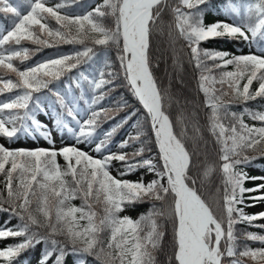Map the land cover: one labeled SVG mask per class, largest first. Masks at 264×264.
I'll use <instances>...</instances> for the list:
<instances>
[{"label": "snow or ice", "instance_id": "obj_1", "mask_svg": "<svg viewBox=\"0 0 264 264\" xmlns=\"http://www.w3.org/2000/svg\"><path fill=\"white\" fill-rule=\"evenodd\" d=\"M208 2L177 0L170 5L169 0H102L91 11H68L73 5L84 6L80 0H24L17 7L9 0H0V12L15 18L10 28L0 26V94L16 93L0 102V138L12 141L23 131L54 144L52 130L36 118V112L44 109L40 98H34L35 93L49 89L59 106V111L51 114L54 128L61 133L66 130L76 143L91 145L97 153L94 157L76 146L29 150L0 144V213L6 214L0 225V242L20 238L0 247V264H18L21 255L37 245L50 246L45 247L37 264H48L53 256L52 264H64L69 252L79 264H88L87 257H94L99 264H157L156 253L165 235L159 218L173 223L175 264H243V258L264 264V235L247 230L238 234L236 228L244 224L264 229V223L255 224L264 221V211L248 214L244 210L264 203V182L245 187L250 180L264 181V176H249L244 171L264 157V111L248 107L232 110L238 103L264 100V0H222L227 19L205 24L206 8L201 6ZM165 9H170L173 17L169 35L174 28L186 42L190 61L199 71L198 89L209 109L207 130L219 147L223 196L222 204L216 202L217 211L196 187L197 180L203 184L215 166H206L202 179L194 175L196 152L187 147L189 140L200 138L201 129L193 123L196 135L189 136L183 115L174 125L166 110L171 96L161 90L152 71L150 36ZM106 18L112 19V26L105 23ZM224 37L258 45L261 54L235 55L201 47L211 39ZM24 41L48 47L55 43L80 44L83 49L21 69L14 61L23 63L31 55L29 48L21 46ZM90 45L116 47L126 86L150 122L158 159L144 156L145 141L141 137L147 134L142 128L118 146L125 149L129 141L140 142L141 147L131 153L112 152L109 147L119 125L104 132L102 139L97 134L102 117H111L106 115L109 109L97 110L95 106L102 104L119 77L118 72L110 70L107 52L103 67L96 69L95 75L81 72L74 81L79 95H74L72 83L66 85L64 93L49 88L97 55ZM7 74H14L16 79H6ZM81 81L91 91L90 100L85 98ZM81 101L87 105L83 115L78 108ZM127 106L125 102L119 107ZM245 117L253 123L245 122ZM176 125L181 126L180 132L174 130ZM114 161L121 166L117 176L112 175ZM141 169L156 178L148 182L143 178L123 179ZM146 198L170 199L171 203L163 209L153 205L135 220L121 216L127 205ZM76 200L81 202L79 206L73 203ZM12 220L17 223L8 227ZM248 241L261 246L252 248Z\"/></svg>", "mask_w": 264, "mask_h": 264}, {"label": "trees", "instance_id": "obj_2", "mask_svg": "<svg viewBox=\"0 0 264 264\" xmlns=\"http://www.w3.org/2000/svg\"><path fill=\"white\" fill-rule=\"evenodd\" d=\"M13 6H21L24 4V0H9ZM52 3L55 2V0H51ZM239 2V0H237ZM102 3V0H80V5H83L84 7L81 8L79 5H73L71 9H68V11H91L93 8L96 7V5ZM177 3V0H169L170 5H175ZM222 6V0H209L207 5H202L201 7L206 8L205 15H204V22L205 24H212L216 21H222L220 20H214L213 16L221 14V8ZM26 14V8L23 9ZM15 19L11 13H2L0 12V26H3L5 29H8L11 27V23ZM52 25H55V22H51ZM105 23L108 26H112V19L106 18ZM173 23V17L171 14L170 9H165V11L162 13L161 21H158L156 28L153 29L152 34L150 36V47H149V56L151 61L152 70L154 72L155 78L157 80V83L161 90H166L170 96H173L174 90H179L180 87H178V84L175 81H172L171 83H168L165 79V71L167 69L168 63L166 60L157 59V51L159 48V40L161 39V36H159V29L158 26L162 25L164 26V29H168L169 24ZM172 34L174 35V41L177 46L172 47L173 55L175 57V60L179 66V69L183 71L184 74H186L187 80H188V86L189 88L194 92L193 97L196 99L197 103L196 106H194V111L199 117L198 125L201 129V137L206 141L207 146L205 149V154L201 157L202 162H204L207 158V161L204 163V168L206 166H215V171L211 174L210 179L214 180L212 185L210 187H203L199 180H197L196 187H199L200 189H205L207 192H209V196L213 199H218L222 204V196H223V187H222V177L220 173V163L219 160V147L215 143V139L209 134L207 130V113L209 112V109H207L204 106V96L198 89V79H199V71L195 68L194 63L190 61V49L187 47L186 42L181 39L178 35V33L173 28ZM22 47H27L31 50L30 57L23 61L21 63L19 60L14 61L16 66H18L21 69H24L28 66H33L41 61L48 60L50 58H57L62 55H75V53L79 50L83 49V45L80 44H69V43H55L53 46H40V45H34L31 42L24 41L22 42ZM93 46V45H90ZM95 48V51L97 53L96 56L93 57L92 60L87 61L85 63H82L78 68L73 69L71 72L66 73L60 81H55L53 84L49 86L50 89L59 91L61 93H64L66 91V85L69 83H72V87L74 89V95H79L80 90L75 89V83L74 81L76 79H79V74L81 72H84L85 74L89 75L90 77L95 75V70L98 68L103 67V60H104V53L107 52V58L111 62V69L112 71H116L119 73V77L115 80V86L111 91L107 93L106 98L100 105H96L95 107L97 110H99L100 107H104L109 109V112L106 114L108 117H111L109 119H104L102 117L100 126L97 128V134L100 136V138H103V133L107 130H110L112 127H117L116 132L111 138L109 147L112 152H128L131 153L141 147L140 142H132L129 141V147L125 149H120L118 146L121 141L128 140L129 136H134L136 133L142 128L144 132L147 134L146 136L141 137V141L146 140L147 143L149 141V147L146 148V152L144 153L145 157H152V155H155L158 157V153L156 151V145L155 142L152 140V133L150 131V123L147 120L146 113L141 108L139 102L136 100V98L131 94L129 89L126 86V81L123 78V72L120 69L119 66V60L117 58V49L116 47L109 46L107 49L102 48L101 46H93ZM202 48L207 49H214V50H220V51H227L230 54L235 55H247L250 54V51L248 49V45L245 42L235 41V40H229L227 37L224 38H215L211 39L205 43H202ZM211 63V62H209ZM178 70V69H177ZM231 70V68L229 69ZM0 73H3V70H0ZM178 74V73H177ZM218 74V71L217 73ZM5 78H11L13 80L16 79L14 74H7ZM82 87L85 92V98L89 99L91 98V91L87 86V83L84 81H81ZM219 87V86H217ZM253 89L257 87V84L253 83ZM15 91L12 93L5 92L3 94H0V102H3L7 100L10 97H13L15 95ZM40 98L41 107H48L52 109L59 110V106L57 103V97L52 94V91H49V89L42 90L40 93H35V97ZM189 95H184L182 97V103H188ZM127 103V107H119L120 105ZM79 108L86 109L87 105L84 104L82 101L78 105ZM248 107L251 110H260L264 111V100L257 99L256 101H250L247 104L244 103H238L232 106L233 111H242L243 108ZM185 108V107H184ZM183 109L185 112V117H188V114L193 109L191 107ZM167 113L170 116V119L174 122V125L179 118L178 112L176 109L175 104L170 101L167 106ZM39 113V111L36 112V115ZM135 113V114H133ZM126 117H130L127 120V123L121 124V121H123ZM133 121H137L136 130L133 132H128V128L131 125ZM245 122L251 124L253 121L249 120L247 117H245ZM197 123V122H195ZM258 123V122H257ZM176 132H180L181 126L176 125L175 129ZM188 134H190L189 130L186 129ZM24 134L23 131H21L18 134V138L21 137ZM148 137H151V139H148ZM18 138L13 139L10 142L16 141ZM144 138V139H143ZM9 141V140H8ZM98 142V141H97ZM192 144V141L189 140L187 142V145L190 147ZM146 145V143H145ZM51 148V147H50ZM50 148H44V149H50ZM11 149H16L15 147L11 146ZM150 150V154L148 153ZM193 147H190V151H193ZM251 154V153H250ZM97 156V154H96ZM59 159V158H58ZM194 162L196 163V157H193ZM60 163L63 164L62 159L60 160ZM254 161H257L260 164H264V157H260ZM198 162V160H197ZM201 162V161H200ZM118 170H121L120 163L117 161L113 162L112 167V175L117 176ZM204 170V169H203ZM245 171V168H244ZM193 174L195 175V169L193 170ZM129 176V175H128ZM128 176L123 177V179L129 180ZM250 176H252L250 174ZM0 180H3V177H0ZM256 184L254 181H248L245 185V187L252 188ZM3 188V184L0 183V189ZM217 189L220 191L218 192ZM74 204L77 206L80 205V201L76 200L73 201ZM170 199H166V201H158V200H149L145 199L143 202L135 203L127 205L125 210L121 213V216H129L133 220L138 219L142 214H146L153 205H155L157 208L163 209L170 204ZM6 218V214L0 213V225L3 224L4 220ZM159 223H161L164 226V232L165 235L163 237L162 243H161V250L156 253V262L157 264H164L165 260L167 259V245L169 244L170 253L169 254V264H175L174 260H172V254L174 252V233H173V223L172 221H165L163 218H159ZM17 223L16 220H12L11 224H8V227H13ZM264 223V221H256L255 224L259 225ZM237 232L240 231H250L257 234L264 235V229H261L259 227H249L244 224H238L236 226ZM20 238H9L6 241L0 242L2 243V247H4L6 244H14L17 242V240ZM58 239H61L58 237ZM240 243H244V241H240ZM252 248L260 247L261 245L258 242H247ZM45 245H37L34 249H30L23 253L21 257L19 258L18 264H33V261L43 254ZM71 246H69L70 248ZM169 251V250H168ZM55 259V256H53L52 260ZM52 260H49L48 264H52ZM168 260V259H167ZM88 264H99V261H96L94 257H87ZM64 264H79V260L76 256L72 255L71 252H69L65 258H64ZM243 264H253V261L248 258H243Z\"/></svg>", "mask_w": 264, "mask_h": 264}, {"label": "rangeland", "instance_id": "obj_3", "mask_svg": "<svg viewBox=\"0 0 264 264\" xmlns=\"http://www.w3.org/2000/svg\"><path fill=\"white\" fill-rule=\"evenodd\" d=\"M220 10H221V14L214 15L213 16L214 20H220V19L226 20L227 19V17L225 16V14L223 12L222 6H221ZM158 29H159V36H161V39L159 40L157 59L158 60L161 59L162 61L166 60L168 63L167 69L165 71L166 81L168 83L175 81L178 84V87H180L179 90L178 89L174 90L173 96L171 97V101L175 104L179 117H181V115H183V117H185L184 116L185 112L183 111V109L188 108V110H190L189 107H191L193 109L192 111H188L190 113L188 114L187 118L185 117L186 118L185 119V130L186 129L189 130V132H190L189 136H194V135H196V133L193 131L192 125L195 122H197V124H198L197 119L199 120V117L197 116V114L194 111V106H196V103H197L196 99L193 97L194 92L189 88L186 74H184L183 71H181L179 69V66L175 60L174 55H173L172 47L177 46L175 44V41H174V35L172 34L170 36L169 35L170 29L169 28L164 29V26H162V25L158 26ZM247 45L249 46L248 49L250 51V54H256V55L261 54L258 45H255V44H253V45L247 44ZM184 95H189L187 98L188 103H187V101H186V103H182V101H183L182 97ZM43 109H44V111H39V113L36 115V118L39 121H41L42 123L46 124L48 126V128L52 130V137L51 138L54 141V144H50L47 140H45L43 137H40L38 134H35L34 136H28L25 133L14 142H10L6 138H0V144L4 145L5 147H7L9 149H11V146H13L16 149H29V150L39 149V148H50V147L51 148L54 147L55 149L59 150L65 146H76V147L84 150L85 152L90 153L94 157H96L97 153H95L92 150L91 145H87V144H83V143H76V141L71 136V134L67 133L66 130H64V132L61 133L60 131H58L54 128L53 120L51 119V114L54 111H59V110L48 108V107H44ZM79 110L81 112V115H83V113L87 110V108L86 109L79 108ZM196 117H197V119H196ZM67 121L69 122L70 126L75 127V124H74V122L71 121V118H67ZM136 123H137V121H133L131 123V125L128 128V132H133L134 130H136V128H135ZM152 136H153V134H152ZM152 140L154 141V137H152ZM144 141L146 143V145H144V146L149 147V141H148V143L146 140H144ZM206 146H207V143L201 136L197 141H195V142L192 141V144L190 146V147H193V149L196 152L195 157H196L197 167L195 168V175L200 176L201 179H202V172L204 169V163L207 161V158H206V160L204 162H202L201 157L206 152L205 151ZM187 147L190 150V147L188 145H187ZM156 151L158 153L157 146H156ZM148 153L150 154V150ZM152 158H154V160L158 159V157L155 155H152ZM59 159L61 160L62 158H59ZM197 160H198V162H197ZM62 161H63V159H62ZM161 164H162V162H161ZM245 171L248 173L249 176H250V174L252 176H258V177L264 176V164H260L257 161H253L250 165L245 167ZM128 178L130 181H137V180L143 178V180L145 182H148L152 179H155L156 177L154 176V174L147 172V170L141 169L137 173L129 175ZM198 180L200 181V179H198ZM213 182H214V180H212V179H210V177H208L206 180H204V183L202 184V186L203 187H210ZM254 182H255V184H259V183L264 182V181L255 180ZM197 189H198V192L201 195V197L207 203H209L212 206L214 211H217L216 202L218 201V199H213L212 197H210L208 194L209 192H207L205 189H200L199 187H197ZM251 195H256V193H252ZM246 203L250 204L252 202L246 201ZM244 210L248 214H255V213L262 212V211H264V203H257L256 206H254V207H245ZM241 232H243V231L238 230V234ZM2 246H3L2 243H0V247H2ZM171 248H169V244H168L167 245V253H166L168 260L166 259L164 264H169L170 258H169L168 253H170ZM42 255L43 254L38 256L33 261V264H37L38 260L41 258Z\"/></svg>", "mask_w": 264, "mask_h": 264}, {"label": "bare ground", "instance_id": "obj_4", "mask_svg": "<svg viewBox=\"0 0 264 264\" xmlns=\"http://www.w3.org/2000/svg\"><path fill=\"white\" fill-rule=\"evenodd\" d=\"M141 106V108L143 109V107H142V105H140ZM144 110V109H143ZM144 112H145V110H144ZM146 113V112H145ZM150 123V122H149ZM136 125H137V123H136ZM153 137H154V135H153ZM156 145V144H155Z\"/></svg>", "mask_w": 264, "mask_h": 264}, {"label": "water", "instance_id": "obj_5", "mask_svg": "<svg viewBox=\"0 0 264 264\" xmlns=\"http://www.w3.org/2000/svg\"><path fill=\"white\" fill-rule=\"evenodd\" d=\"M155 76V75H154ZM158 148V147H157Z\"/></svg>", "mask_w": 264, "mask_h": 264}]
</instances>
